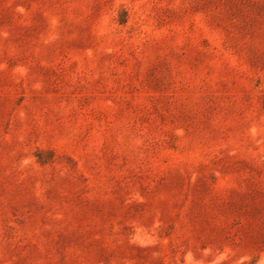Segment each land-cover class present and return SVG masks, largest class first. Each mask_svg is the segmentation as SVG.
Here are the masks:
<instances>
[{"label": "rangeland", "instance_id": "374dc122", "mask_svg": "<svg viewBox=\"0 0 264 264\" xmlns=\"http://www.w3.org/2000/svg\"><path fill=\"white\" fill-rule=\"evenodd\" d=\"M0 264H264V0H0Z\"/></svg>", "mask_w": 264, "mask_h": 264}]
</instances>
